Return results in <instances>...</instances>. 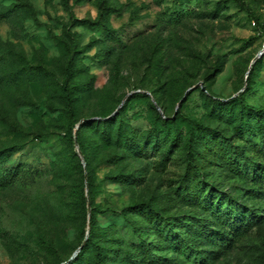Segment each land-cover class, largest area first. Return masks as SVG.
<instances>
[{
	"label": "rangeland",
	"instance_id": "1",
	"mask_svg": "<svg viewBox=\"0 0 264 264\" xmlns=\"http://www.w3.org/2000/svg\"><path fill=\"white\" fill-rule=\"evenodd\" d=\"M263 43L264 0H0V264H264Z\"/></svg>",
	"mask_w": 264,
	"mask_h": 264
},
{
	"label": "trees",
	"instance_id": "2",
	"mask_svg": "<svg viewBox=\"0 0 264 264\" xmlns=\"http://www.w3.org/2000/svg\"><path fill=\"white\" fill-rule=\"evenodd\" d=\"M66 73H69L68 70H66ZM61 90H62L64 99H65V104H66V107H67L68 115L69 116H72V109H71V105H70V90H69V88H68L67 85H62L61 86ZM113 114H111V115H113ZM93 119H95V118H92V119H84V120L86 121V120H93ZM104 122L105 121H103V123ZM108 122L109 121L105 122V124H107ZM117 136L120 138V136H121L120 135V132H118ZM123 136L126 139L125 141L128 142L129 140H132V138H133V131L130 130V129H127L123 133ZM75 137L76 136H74V141H75ZM147 207H150L151 208V206H149V205H147ZM93 218H94V215L92 213H90V215H89V225H90V228H89V231H88L89 235L92 234V231L94 229ZM258 218L259 217L256 216V215H253L251 217L250 216H247L245 218V217L239 216L236 212H234V214L225 216L223 218V220H224V222L228 223L229 228H230V231H234L235 233H242V232H244L251 225V223H254L255 221H258ZM193 227H195V228L198 227L199 230H203L204 232H208L209 231V230H206V228L204 227V224L203 223H200V222H197L196 224H194ZM221 231H223V228H221ZM212 234H213V232H210L209 233V236L212 237ZM87 238H88V236L86 237L85 241L87 240ZM228 240H229V237L228 236L225 237V235H223V242L227 243ZM84 243L85 242H83L82 244H80L79 245L80 247L78 246L80 252L81 251H84V248H85L84 247ZM263 254H264V251H263ZM96 258H97V261H98L99 264H106L102 247L100 245H98V244H96ZM67 263L68 262H65L64 264H67Z\"/></svg>",
	"mask_w": 264,
	"mask_h": 264
},
{
	"label": "water",
	"instance_id": "3",
	"mask_svg": "<svg viewBox=\"0 0 264 264\" xmlns=\"http://www.w3.org/2000/svg\"><path fill=\"white\" fill-rule=\"evenodd\" d=\"M263 48H264V43H263ZM263 48L257 53L256 57L260 56L261 53L263 52ZM202 89H204V87L202 86ZM119 106H117L118 108ZM114 113V112H113ZM75 142H76V137H75ZM89 229L87 230L88 233ZM87 235L84 237V240L86 239ZM80 247V246H79ZM79 247L76 250H79ZM75 250V251H76ZM75 255V252L67 259V261H69L73 256ZM65 262H61L59 264H64Z\"/></svg>",
	"mask_w": 264,
	"mask_h": 264
},
{
	"label": "bare ground",
	"instance_id": "4",
	"mask_svg": "<svg viewBox=\"0 0 264 264\" xmlns=\"http://www.w3.org/2000/svg\"><path fill=\"white\" fill-rule=\"evenodd\" d=\"M262 53H263V52H262ZM262 53H261V54H262ZM77 251H78V250H77ZM76 254H77V253H76ZM76 254H75V255H76Z\"/></svg>",
	"mask_w": 264,
	"mask_h": 264
}]
</instances>
